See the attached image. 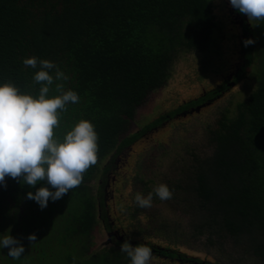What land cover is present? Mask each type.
<instances>
[{
	"label": "trees",
	"instance_id": "obj_1",
	"mask_svg": "<svg viewBox=\"0 0 264 264\" xmlns=\"http://www.w3.org/2000/svg\"><path fill=\"white\" fill-rule=\"evenodd\" d=\"M252 24L244 21L240 63L230 78L131 132L137 111L167 85L176 60L182 54L210 51L217 29L211 1L0 0V83L12 82L22 92L38 96L41 84L33 77L39 63L31 68L23 60L35 56L38 62L52 61L67 79L56 80V68L48 70L54 77L48 96L60 95L56 84H62L64 91L72 90L79 97L78 103H69L61 112L54 136L62 138L81 119L93 123L99 136L97 163L84 174L82 184L55 202L50 199L43 210L27 199V193L48 186L46 182L29 187L6 177V187L0 185V239L11 235L25 252L13 259L8 248L0 247V264H131L120 251L125 241L116 237L110 240L111 247L91 250L97 223L106 232L115 229L108 200L114 197L109 188L117 180L119 163L150 133L206 109L249 78L254 87L232 116L228 110L219 114L207 131L205 149L188 152V166L180 174L185 185L180 186V177L169 189H181L195 201L199 220L190 225L193 237L207 236L211 246L242 247L264 264V21ZM248 38L256 42L245 47ZM204 68L209 74L216 72ZM141 176L137 172L134 186L140 185L153 193L152 201L158 200ZM94 180L98 181L95 193ZM136 193L133 189V206L125 207V213L131 219H151L135 202ZM33 233L37 241L31 243L27 237ZM143 240L129 243L146 245L152 257L165 261L220 264Z\"/></svg>",
	"mask_w": 264,
	"mask_h": 264
},
{
	"label": "rangeland",
	"instance_id": "obj_2",
	"mask_svg": "<svg viewBox=\"0 0 264 264\" xmlns=\"http://www.w3.org/2000/svg\"><path fill=\"white\" fill-rule=\"evenodd\" d=\"M210 1L217 22L214 43L210 51L204 55L182 54L176 60L167 85L151 94L146 104L137 111L131 132L139 130L146 120L170 112L183 103L212 90L220 84L222 79L232 75L238 67L241 39L239 28L228 18L229 9L222 4V0ZM245 18L248 21L247 16ZM206 66L210 71L212 69L216 72L207 73L204 68ZM253 87L254 82L250 78L237 84L220 101L206 109H199L197 113H192L185 118L178 117L170 124H165L150 133L128 150V156L122 159L116 171L117 180L109 188L110 194L114 196L108 200L110 220L115 228L113 232L117 240L129 242V240L144 239L143 241L150 242L156 247H168L188 257L209 263L259 264V261L247 255L242 247L233 248L230 243L224 247L211 246L207 236L193 237L195 231L190 225L198 222V211L195 210V201L192 202L191 196L187 194L185 196L181 189L172 190L173 195L169 200L162 201L158 198L152 201V206L145 208V213L151 219H146L144 216L131 219L125 213V207L133 206V189L145 197L148 195L145 189L141 190L143 188L140 185L134 186L137 172H140L143 175L141 177L147 180L146 188L149 191H153L161 183L171 188L176 185V179L180 177V186L185 185L183 175L180 174L184 173L188 166L190 149L203 151L207 144V131L213 127L219 114L228 110L232 116L235 106L246 99ZM97 183V180L91 183L93 193L96 192ZM158 229L160 231H157ZM146 234L150 237L146 238ZM109 239L102 224L97 223L92 233L91 250L111 247ZM150 264L178 263L152 257Z\"/></svg>",
	"mask_w": 264,
	"mask_h": 264
},
{
	"label": "clouds",
	"instance_id": "obj_3",
	"mask_svg": "<svg viewBox=\"0 0 264 264\" xmlns=\"http://www.w3.org/2000/svg\"><path fill=\"white\" fill-rule=\"evenodd\" d=\"M230 5L247 16L251 24L264 21V0H230ZM255 42L248 38L243 44L247 47ZM38 63L40 70L33 77L35 83L41 84L38 96L22 92L12 82L0 83V185L6 187V177L23 181L29 187L46 182L50 187L42 186L35 193H27V199L36 201L43 210L50 199L55 202L82 184L84 174L97 163L99 136L94 124L86 119H81L62 138L54 136V129L60 127L61 112L67 110L69 103H78L79 97L72 90L64 91L62 84H56L61 94L49 97L54 77L48 70L56 68V80L67 76L47 59L38 62L32 56L23 60L31 68H36ZM153 191L162 201L173 195L164 183ZM152 200V192L146 197L141 193L135 195V202L141 208H150ZM27 239L34 243L36 234H30ZM0 247L8 248L7 255L13 259H19L25 252L20 241L11 235L0 239ZM120 251L130 257L131 264H150L152 259V249L143 244L133 247L125 241Z\"/></svg>",
	"mask_w": 264,
	"mask_h": 264
},
{
	"label": "flooded vegetation",
	"instance_id": "obj_4",
	"mask_svg": "<svg viewBox=\"0 0 264 264\" xmlns=\"http://www.w3.org/2000/svg\"><path fill=\"white\" fill-rule=\"evenodd\" d=\"M222 4L227 6V8L229 9V19L231 21H233V23L235 22L237 24V27L239 28L240 33H242L243 31V26H244V21H246L245 15L239 13L236 9H234L231 5H230V0H222ZM231 75L228 77L230 78ZM225 79V78H224ZM223 80V79H222ZM220 86L219 84L216 85V87ZM234 88V87H233ZM205 93V92H204ZM203 93V94H204ZM219 98V97H216ZM165 125V124H164ZM115 230V229H114ZM113 230V231H114ZM107 232V237L109 240H111L113 237H115L114 232Z\"/></svg>",
	"mask_w": 264,
	"mask_h": 264
},
{
	"label": "water",
	"instance_id": "obj_5",
	"mask_svg": "<svg viewBox=\"0 0 264 264\" xmlns=\"http://www.w3.org/2000/svg\"><path fill=\"white\" fill-rule=\"evenodd\" d=\"M199 111V109L198 110H196V112H198ZM109 237V236H108Z\"/></svg>",
	"mask_w": 264,
	"mask_h": 264
}]
</instances>
